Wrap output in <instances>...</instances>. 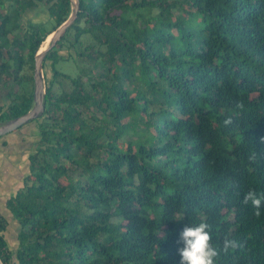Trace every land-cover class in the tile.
<instances>
[{
  "label": "trees",
  "instance_id": "1",
  "mask_svg": "<svg viewBox=\"0 0 264 264\" xmlns=\"http://www.w3.org/2000/svg\"><path fill=\"white\" fill-rule=\"evenodd\" d=\"M80 7L44 60L40 142L7 203L17 243L0 215L2 263L180 264V233L204 221L216 264H264V215L241 203L264 191V0ZM72 8L0 0V125L33 109L35 56ZM67 60L76 76L56 69Z\"/></svg>",
  "mask_w": 264,
  "mask_h": 264
},
{
  "label": "crops",
  "instance_id": "2",
  "mask_svg": "<svg viewBox=\"0 0 264 264\" xmlns=\"http://www.w3.org/2000/svg\"><path fill=\"white\" fill-rule=\"evenodd\" d=\"M39 142L36 122H30L0 140V215L9 222L6 237L12 244L18 242L20 230L7 203L23 188L30 175L29 156L36 151Z\"/></svg>",
  "mask_w": 264,
  "mask_h": 264
},
{
  "label": "clouds",
  "instance_id": "3",
  "mask_svg": "<svg viewBox=\"0 0 264 264\" xmlns=\"http://www.w3.org/2000/svg\"><path fill=\"white\" fill-rule=\"evenodd\" d=\"M244 107L243 101L236 102L237 109H243ZM232 122L231 117H228L224 121L225 125H229ZM261 142L264 143V138H261ZM257 155L258 154L254 152L249 156V160L255 162ZM241 203L245 206L250 205L255 217L260 218L264 215V211H262V209H264V191L258 192L255 189H249L244 194ZM180 240L183 242V247L178 249L181 257L180 264H216V258L219 256L221 249L213 246L210 224L201 221L198 224H189L185 226L180 233ZM234 246V240L227 237L224 239L222 245L224 251Z\"/></svg>",
  "mask_w": 264,
  "mask_h": 264
},
{
  "label": "water",
  "instance_id": "4",
  "mask_svg": "<svg viewBox=\"0 0 264 264\" xmlns=\"http://www.w3.org/2000/svg\"><path fill=\"white\" fill-rule=\"evenodd\" d=\"M72 13L62 26H60L54 33L49 46L42 52H38L35 56L34 69V107L26 115L11 120L0 125V138L9 135L30 122L39 119L46 110V81L44 76V60L49 52H51L67 30L76 22L78 14L81 12L80 0H72ZM0 264H3L0 259Z\"/></svg>",
  "mask_w": 264,
  "mask_h": 264
},
{
  "label": "rangeland",
  "instance_id": "5",
  "mask_svg": "<svg viewBox=\"0 0 264 264\" xmlns=\"http://www.w3.org/2000/svg\"><path fill=\"white\" fill-rule=\"evenodd\" d=\"M41 14H43V15H45V13H44V11H41ZM43 15H41V18L42 19H40L39 17V19L41 20V21H43V20H45L46 18H44V16ZM36 16H38V15H36ZM42 29H44V30H46V31H49V30H51L52 29V23L50 22V21H48V22H46V23H43L42 24ZM72 54H74L75 55V53L74 52H72ZM65 56H69V53L67 52V55H66V53H65ZM55 67H56V69L58 70V71H63L65 74H69V75H72V76H76L77 75V72H78V68H77V64L76 63H74L73 61H60L59 63H57L56 65H55ZM4 95L5 94H1L0 95V100L2 101V102H6V99L4 98ZM30 157V156H29ZM18 229L20 230V226L18 227ZM17 238V237H16ZM14 243H17V242H15V241H13Z\"/></svg>",
  "mask_w": 264,
  "mask_h": 264
},
{
  "label": "bare ground",
  "instance_id": "6",
  "mask_svg": "<svg viewBox=\"0 0 264 264\" xmlns=\"http://www.w3.org/2000/svg\"><path fill=\"white\" fill-rule=\"evenodd\" d=\"M52 37H53V34L50 35V36L46 39V41L42 44V46H41L39 52H42L43 50H45V49L49 46Z\"/></svg>",
  "mask_w": 264,
  "mask_h": 264
},
{
  "label": "flooded vegetation",
  "instance_id": "7",
  "mask_svg": "<svg viewBox=\"0 0 264 264\" xmlns=\"http://www.w3.org/2000/svg\"><path fill=\"white\" fill-rule=\"evenodd\" d=\"M1 139H2V138H1ZM1 139H0V140H1Z\"/></svg>",
  "mask_w": 264,
  "mask_h": 264
}]
</instances>
